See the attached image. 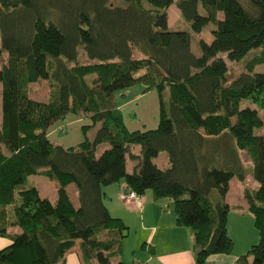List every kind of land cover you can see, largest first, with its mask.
<instances>
[{
    "label": "trees",
    "instance_id": "obj_1",
    "mask_svg": "<svg viewBox=\"0 0 264 264\" xmlns=\"http://www.w3.org/2000/svg\"><path fill=\"white\" fill-rule=\"evenodd\" d=\"M172 6L189 31L170 30ZM208 25L212 40L199 38L196 56L192 34ZM80 50L90 63H77ZM1 52L0 236L11 244L0 264H64L76 241L83 264H123L128 230L101 190L121 180L139 196L172 201L176 224L192 233L195 264L230 254L224 199L233 178L245 179L242 155L258 183L242 192L258 241L235 264H264V73L255 72L264 65V0H0ZM38 81L49 83L45 102L30 97ZM151 90L157 127L129 131L120 107ZM67 115L90 125L65 148L47 132ZM161 153L167 168L155 162ZM36 175L54 182V203L30 183ZM12 227L20 233L9 235Z\"/></svg>",
    "mask_w": 264,
    "mask_h": 264
},
{
    "label": "crops",
    "instance_id": "obj_2",
    "mask_svg": "<svg viewBox=\"0 0 264 264\" xmlns=\"http://www.w3.org/2000/svg\"><path fill=\"white\" fill-rule=\"evenodd\" d=\"M168 24L170 26L169 18ZM123 106L120 107V110ZM72 117L74 119L68 121L65 126L58 125L53 130H48L47 138L53 144L55 143L51 137L54 136L55 133H58L60 127H68L74 122L78 123L81 121V118ZM94 132L89 135V139L93 137ZM133 151L138 153L135 149H133ZM128 163L127 172L130 173L134 165L131 162L130 165H128ZM164 163L165 166L162 168H167L168 161L166 160ZM230 184L229 191L231 188ZM125 188L126 184L124 180H121L113 185L102 187L101 190L104 195L103 203L109 214L114 218L120 219L125 226L133 229L134 235L136 236L135 238H137V242L139 241V251L141 255L139 260L133 264H195L192 233L188 228L180 227L176 224L172 201L169 199L155 201L152 195H148L145 192L141 196V208L136 209L124 203L123 195L126 191ZM245 188V186H241L239 190H237V192H239L238 197L241 198L239 204L232 205L226 202L229 191L224 199L225 203L231 207L227 218V230L228 235L234 242L233 251L230 254L211 255L206 260V264H235L237 258L244 254L250 246L258 240L257 232L253 228L252 216L246 211L247 205L242 199V192ZM257 188L258 186L256 188H251V190H256ZM54 189L56 191L55 184ZM231 224L237 225L238 229L241 231H239L237 235L240 241V247H237V239L231 233ZM249 228H251V230ZM7 232L9 235H14L20 233V229L12 227L8 229ZM254 232L256 235H254ZM127 237H129L128 234ZM124 239L121 243L122 248L124 246ZM10 244V237L0 236V250L6 248ZM143 245L144 249H141ZM152 251L153 255H150ZM134 254L135 251L133 250V255ZM64 264H83L79 250V241H76L75 246L65 254Z\"/></svg>",
    "mask_w": 264,
    "mask_h": 264
},
{
    "label": "rangeland",
    "instance_id": "obj_3",
    "mask_svg": "<svg viewBox=\"0 0 264 264\" xmlns=\"http://www.w3.org/2000/svg\"><path fill=\"white\" fill-rule=\"evenodd\" d=\"M116 4L122 5L123 3L117 2ZM199 12L201 14L203 13L201 9L199 10ZM168 18H169V23H170V26H169L170 30H173V31H177V30L189 31L190 30L189 24L181 20L179 12L175 6H172L170 8ZM213 29H214L213 25H208L207 27L203 29L201 34H192L191 50L193 54H195L196 56L199 55V50L197 47V40L199 38L204 40L206 43H209L212 40L211 30ZM134 57H138V54L135 53ZM6 61H7L6 53L1 52L0 68L6 63ZM77 63L78 64L90 63V61L87 60V58L85 57V55L83 54L81 50L79 51V57H78ZM238 68L240 69L239 66ZM233 70L234 69L231 68L232 72ZM255 72L264 73V65L257 66L255 68ZM234 73L238 74L239 72H237L235 69L233 74ZM49 90H50V87L47 81H38L37 83L30 86L29 88L30 97L38 101L45 102L47 101ZM0 91H1V86H0ZM132 92L134 93V91ZM134 96H135V93L132 94L130 98H134ZM0 105H1V101H0ZM246 106L250 107L247 101H243L241 103V108H244ZM121 113H122L124 124L129 131H146V130L155 129L158 123V98H157L156 91L155 90L148 91L144 93L143 95H141L140 97H137L133 99L131 102L125 104L121 108ZM259 115L264 122V110L260 111ZM71 119H74L72 115L66 116L63 120H59L55 124H53L50 127V130H53L58 125L65 126V124ZM88 125H90V121L86 118H82L80 122L78 123L74 122L68 127H65V130L63 133H55L54 136H52L51 138L53 142L59 146H62L65 148L72 147V146L74 147L84 140L85 137L82 132V127L88 126ZM94 131L95 129L91 128L86 134V136L89 137V135H91L92 132ZM257 134L263 135L264 127L260 131H257ZM242 159H243V165L245 169V179L243 182H240L236 178H233L230 184L231 188L229 191V195L226 198V202L232 205L239 204L240 202L241 198L238 197L239 192H237V190H239L241 186L243 187L245 186L248 189L256 188L258 186V183L254 181V179L252 178L251 162L248 161L244 155H242ZM166 160H167L166 154L161 153L159 154L155 162L159 168H162L165 166L164 162ZM128 162H129L128 165H130V160H128ZM30 183L38 189L39 195L41 197L48 198V200L51 202L55 201L56 195H55V189H54V184H53L54 182L49 181L44 176L36 175L30 178ZM67 191L70 195V198L73 204L77 206L78 201H77V192H76L75 187L73 185H69L67 188ZM146 193L148 195H152L151 191H147ZM210 200L212 202H216L218 200V194L215 190H213L210 193ZM126 227L128 230L127 234L129 235V237L124 239L123 248L121 246V248L123 249V251L121 249V259H122L123 264H133L134 262L139 260V257L141 255V252L139 251L140 244H139V241L137 242V238H135L136 236L134 235L135 234L134 230L129 228L128 226ZM249 229L251 230V228ZM239 231L240 230L238 229L237 225L231 224V233L237 239L236 241L237 247H240V241L237 237ZM254 235H256L255 232H254ZM257 241L254 244H256ZM133 250L135 251L134 255H133ZM116 261L117 259H112L113 263H115Z\"/></svg>",
    "mask_w": 264,
    "mask_h": 264
},
{
    "label": "built area",
    "instance_id": "obj_4",
    "mask_svg": "<svg viewBox=\"0 0 264 264\" xmlns=\"http://www.w3.org/2000/svg\"><path fill=\"white\" fill-rule=\"evenodd\" d=\"M125 190L126 191L123 195L124 203L136 209H140L142 204L141 196H139L138 194L134 193L129 189H125Z\"/></svg>",
    "mask_w": 264,
    "mask_h": 264
}]
</instances>
